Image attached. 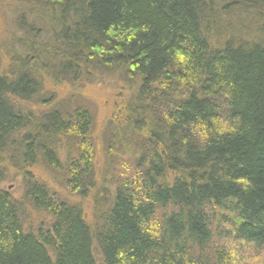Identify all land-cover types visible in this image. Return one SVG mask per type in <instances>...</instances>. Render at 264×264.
Here are the masks:
<instances>
[{
  "label": "trees",
  "instance_id": "trees-1",
  "mask_svg": "<svg viewBox=\"0 0 264 264\" xmlns=\"http://www.w3.org/2000/svg\"><path fill=\"white\" fill-rule=\"evenodd\" d=\"M8 1L0 182L16 168L23 192L0 188V264L262 254L264 0ZM99 75L126 85L100 135L73 90L52 89Z\"/></svg>",
  "mask_w": 264,
  "mask_h": 264
},
{
  "label": "rangeland",
  "instance_id": "rangeland-1",
  "mask_svg": "<svg viewBox=\"0 0 264 264\" xmlns=\"http://www.w3.org/2000/svg\"><path fill=\"white\" fill-rule=\"evenodd\" d=\"M13 8L10 1L0 0V42L2 41L3 46L4 44L8 45L10 38L17 36L15 33V13ZM7 47L14 48L11 45ZM125 86L122 81L113 75H99L94 81H88L84 85H77L76 89L74 88L75 90L68 85L55 89L52 87L48 88L53 89L54 94L57 96V103L71 97L70 91L73 90L75 97L90 109L95 123L94 129L100 135L108 118L113 113V106L116 102L122 101L123 96L126 94ZM26 106L31 110L42 108L41 105L36 104H26ZM95 163L97 166L100 164L98 159H96ZM34 175L46 180L48 178L47 171L42 165H37L34 169ZM0 188L7 189L15 198L19 197L23 192L20 171L11 167L7 169L4 173V180L0 182ZM55 188L61 195L65 196L67 194L63 189H59L57 186ZM76 199L77 197H74V200ZM84 203L87 205L88 202ZM229 254L231 255L230 264H264V251L260 254L252 249L233 247Z\"/></svg>",
  "mask_w": 264,
  "mask_h": 264
}]
</instances>
